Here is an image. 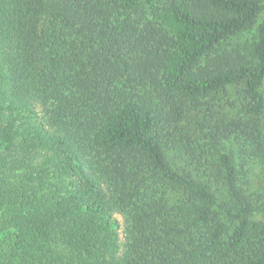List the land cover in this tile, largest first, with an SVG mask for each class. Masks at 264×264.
<instances>
[{"label": "trees", "instance_id": "16d2710c", "mask_svg": "<svg viewBox=\"0 0 264 264\" xmlns=\"http://www.w3.org/2000/svg\"><path fill=\"white\" fill-rule=\"evenodd\" d=\"M257 164L264 0H0V264H264Z\"/></svg>", "mask_w": 264, "mask_h": 264}, {"label": "rangeland", "instance_id": "374dc122", "mask_svg": "<svg viewBox=\"0 0 264 264\" xmlns=\"http://www.w3.org/2000/svg\"><path fill=\"white\" fill-rule=\"evenodd\" d=\"M260 166L261 165H259V164L252 165L251 170H250V174H253L254 176L259 177L261 180H264L263 170H261ZM119 218H120V216H119Z\"/></svg>", "mask_w": 264, "mask_h": 264}]
</instances>
